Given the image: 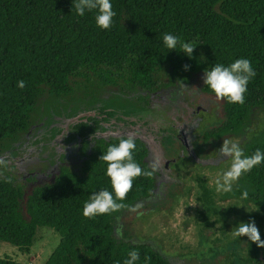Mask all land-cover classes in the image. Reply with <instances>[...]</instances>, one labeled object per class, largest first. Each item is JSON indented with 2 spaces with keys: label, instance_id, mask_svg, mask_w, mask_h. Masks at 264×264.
Wrapping results in <instances>:
<instances>
[{
  "label": "trees",
  "instance_id": "trees-1",
  "mask_svg": "<svg viewBox=\"0 0 264 264\" xmlns=\"http://www.w3.org/2000/svg\"><path fill=\"white\" fill-rule=\"evenodd\" d=\"M75 0H0V150L15 142L31 127L39 97L63 96L72 91V80L94 74L102 86L125 82L151 92L158 87V73L170 66L173 79L187 82L193 74H204L216 64L230 65L236 59H248L256 76L249 82L245 103L224 100L223 122L203 135L204 141L221 139L243 129L253 111L264 107V0H110L116 15L110 29L99 28L96 11L84 16L72 8ZM173 34L181 42L195 46L191 57L177 49L168 50L163 35ZM184 65L189 68L185 70ZM23 80L21 89L17 82ZM202 91L215 95L205 85ZM76 123L77 134L85 138L93 126ZM83 126V127H82ZM97 140L83 162L81 174L67 166L60 168L55 181L37 187L29 195L25 208L24 190L15 178L0 180V240L30 251L37 228L50 226L60 243L46 264H124L131 250L139 252L136 264H172L151 245L118 240L112 220L116 212L87 218L83 207L93 193L112 191L107 163L100 159L110 145L133 137V157L144 171L133 180L124 206L139 203L154 195L157 179L146 165L148 149L132 129ZM8 142V143H7ZM264 152V135L252 140L244 154ZM247 203L259 207L252 217L264 223V163L243 174ZM203 197L212 203L214 194L201 184ZM113 192V196H114ZM209 210H212L207 205ZM264 240V235H261ZM243 264H262L264 247L247 236ZM0 264H19L0 259Z\"/></svg>",
  "mask_w": 264,
  "mask_h": 264
},
{
  "label": "rangeland",
  "instance_id": "rangeland-1",
  "mask_svg": "<svg viewBox=\"0 0 264 264\" xmlns=\"http://www.w3.org/2000/svg\"><path fill=\"white\" fill-rule=\"evenodd\" d=\"M126 76L123 71L117 86H102L89 74L73 79L69 94L39 97L30 129L0 150L6 161L0 166V180L16 179L24 190L25 208L33 190L53 183L61 167L81 174L97 140L130 128L148 149L146 165L156 175L157 188L150 198L116 213V238L147 243L172 264H243L248 240L238 243L233 230L260 209L234 194L246 190L243 175L231 192L216 191V179L232 162L219 154V148L227 139L245 152L252 140L264 135V107L253 109L238 133L206 142L205 131L224 120V100L202 91L204 74H193L184 82L173 79L167 65L158 73L153 92L126 84ZM81 122L93 126L85 138L76 133L75 124ZM202 183L214 194L211 204L202 195ZM254 221L264 235V223ZM60 240L55 229L40 226L27 253L0 240V259L46 264Z\"/></svg>",
  "mask_w": 264,
  "mask_h": 264
},
{
  "label": "clouds",
  "instance_id": "clouds-1",
  "mask_svg": "<svg viewBox=\"0 0 264 264\" xmlns=\"http://www.w3.org/2000/svg\"><path fill=\"white\" fill-rule=\"evenodd\" d=\"M75 12L79 16H84L85 12L96 11V24L99 28L110 29L113 24V17L116 15L110 0H75L72 5ZM163 43L168 50L177 49L183 51L189 57L192 56L195 46L188 42H181L179 38L173 34L166 33L163 35ZM185 70L189 68L184 65ZM256 76V72L251 62L246 58H239L230 65L216 64L210 70L205 71L203 77L205 85L215 94L217 99L227 100L230 104L245 103V93L249 82ZM17 86L23 89L25 81L20 80ZM136 148L133 137L121 139L118 145H110L105 154L100 159L107 163V175L111 178L112 191L107 189L93 193L83 207V215L87 218H94L112 212H116L124 207L122 203L127 193L131 190L133 180L141 175L150 176L151 172L144 171L137 164L133 157V151ZM219 154L223 157L231 158V166L225 171L220 178L215 181L216 191L227 193L231 192L233 185L240 177L250 172L254 167L264 163V152L257 149L250 156L244 154V150L238 142L224 139ZM0 166H6V161L0 158ZM4 182L11 183V177H2ZM114 192V196H113ZM243 199L248 198L245 191L242 195ZM234 237L247 236L248 239L257 244L258 247H264V240L261 239L258 227L254 220L249 222H240L233 230ZM140 259L139 252L131 250L124 264H136ZM150 257L145 256V264Z\"/></svg>",
  "mask_w": 264,
  "mask_h": 264
}]
</instances>
